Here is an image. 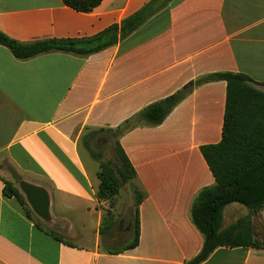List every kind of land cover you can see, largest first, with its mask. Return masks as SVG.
I'll list each match as a JSON object with an SVG mask.
<instances>
[{"label": "crops", "instance_id": "0c3cea01", "mask_svg": "<svg viewBox=\"0 0 264 264\" xmlns=\"http://www.w3.org/2000/svg\"><path fill=\"white\" fill-rule=\"evenodd\" d=\"M152 1L103 0L81 13L62 0H0V32L21 44L92 39ZM218 73L244 74L264 91V0H172L118 44L86 57L51 52L20 60L0 45V264L194 259L204 239L190 219L191 207L215 185L200 148L222 140L226 82L194 86L162 125L120 137L146 193L139 244L123 253L109 251L129 240L112 248L101 234L99 169L83 157L80 140L87 131L116 129ZM21 182L47 191L49 221L32 211ZM7 183L26 205L5 195ZM237 207L224 209V230L250 216L239 217ZM250 220L255 239L264 243V209ZM202 264H264V249L221 247Z\"/></svg>", "mask_w": 264, "mask_h": 264}, {"label": "trees", "instance_id": "16d2710c", "mask_svg": "<svg viewBox=\"0 0 264 264\" xmlns=\"http://www.w3.org/2000/svg\"><path fill=\"white\" fill-rule=\"evenodd\" d=\"M64 5L81 13H91L103 0H62ZM172 0H164L155 6L157 0L147 4L136 14L127 18L121 25H115L98 36L86 40H46L32 44H21L0 32V45L10 49L20 60H28L51 52H62L80 56H91L138 30L154 14L164 9ZM212 81H225L227 84L226 106L222 140L216 145L200 148L211 173L215 178L213 187L202 190L195 198L190 219L202 234L204 244L200 253L185 264H202L221 247H255L264 249V243L254 237L251 216L264 209V91H260L251 78L244 74L218 73L199 82H191L177 94L151 104L137 115L126 120L116 129L107 131L115 139V157L107 162H99L97 199L110 208L125 186H130L134 193L135 220L134 237L126 246L109 251L120 254L133 249L139 244V206L145 200L146 193L138 187L137 174L130 160L122 149L119 139L138 127H158L164 123L173 109L189 94L194 86ZM86 149L94 159L100 156ZM7 197H15L25 204L23 195L12 184L5 188ZM231 204L246 207L250 216L238 220L228 229H223V212ZM110 220L103 221L101 234L105 235L113 226ZM61 240L56 235H53Z\"/></svg>", "mask_w": 264, "mask_h": 264}, {"label": "rangeland", "instance_id": "374dc122", "mask_svg": "<svg viewBox=\"0 0 264 264\" xmlns=\"http://www.w3.org/2000/svg\"><path fill=\"white\" fill-rule=\"evenodd\" d=\"M164 0H157L155 6H159ZM85 143L88 144L91 152L100 156V159H90V152L86 149ZM80 150L84 158L89 160L98 171L99 162H107L115 157V139L112 134L107 131H87L80 140ZM239 209L238 216L241 217L249 210L239 204H236ZM103 221L108 222L111 213L113 219V226L104 235V240H109L112 248L121 247L126 241L131 242L134 237L133 224L135 220V207H134V193L130 186H125L119 196L115 200L114 208H110L109 204H103ZM122 224V225H121ZM131 227L130 231L127 229ZM121 229V231H120ZM94 234L93 231L89 232V238Z\"/></svg>", "mask_w": 264, "mask_h": 264}, {"label": "water", "instance_id": "95a60500", "mask_svg": "<svg viewBox=\"0 0 264 264\" xmlns=\"http://www.w3.org/2000/svg\"><path fill=\"white\" fill-rule=\"evenodd\" d=\"M20 190L26 198L32 211L43 221L50 219V197L46 190L30 185L26 182L20 183ZM122 225V224H121ZM130 229V227H129Z\"/></svg>", "mask_w": 264, "mask_h": 264}]
</instances>
